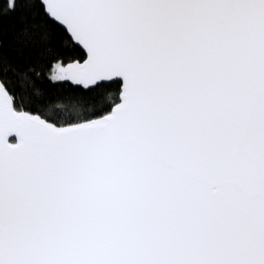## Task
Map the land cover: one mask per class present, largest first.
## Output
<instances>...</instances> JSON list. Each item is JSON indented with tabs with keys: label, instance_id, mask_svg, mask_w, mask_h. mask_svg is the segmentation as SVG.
<instances>
[{
	"label": "snow or ice",
	"instance_id": "1",
	"mask_svg": "<svg viewBox=\"0 0 264 264\" xmlns=\"http://www.w3.org/2000/svg\"><path fill=\"white\" fill-rule=\"evenodd\" d=\"M21 5L0 264H264V0Z\"/></svg>",
	"mask_w": 264,
	"mask_h": 264
},
{
	"label": "trees",
	"instance_id": "2",
	"mask_svg": "<svg viewBox=\"0 0 264 264\" xmlns=\"http://www.w3.org/2000/svg\"><path fill=\"white\" fill-rule=\"evenodd\" d=\"M7 2L8 0H0V8L6 7ZM26 14H27L26 8L23 5H21L20 7L17 8L15 13H12L10 15H0V29H2L3 31L5 42H7L12 31L17 26L19 17ZM44 75L46 77L47 72H45ZM45 87H49L47 82L45 83ZM55 91H60V89H55ZM64 91H67V89H65Z\"/></svg>",
	"mask_w": 264,
	"mask_h": 264
},
{
	"label": "water",
	"instance_id": "3",
	"mask_svg": "<svg viewBox=\"0 0 264 264\" xmlns=\"http://www.w3.org/2000/svg\"><path fill=\"white\" fill-rule=\"evenodd\" d=\"M12 138H10V141H11Z\"/></svg>",
	"mask_w": 264,
	"mask_h": 264
}]
</instances>
